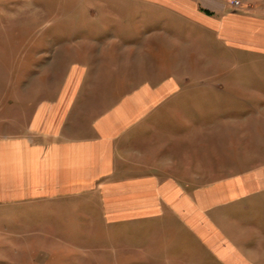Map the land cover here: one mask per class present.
Returning <instances> with one entry per match:
<instances>
[{
  "label": "crops",
  "instance_id": "1",
  "mask_svg": "<svg viewBox=\"0 0 264 264\" xmlns=\"http://www.w3.org/2000/svg\"><path fill=\"white\" fill-rule=\"evenodd\" d=\"M246 1L254 12L230 0H89L96 67L72 63L29 132L0 138L5 264H63L14 248L36 237L40 249L70 248L60 233L79 230L109 236L88 237L84 264H181L205 248L223 264L264 257V64L241 67L255 79L235 78L239 57L264 60V0ZM69 29L51 38L73 39ZM196 49L214 55L203 70L190 66ZM234 207L258 223L239 224ZM15 226L28 236L14 238Z\"/></svg>",
  "mask_w": 264,
  "mask_h": 264
},
{
  "label": "rangeland",
  "instance_id": "2",
  "mask_svg": "<svg viewBox=\"0 0 264 264\" xmlns=\"http://www.w3.org/2000/svg\"><path fill=\"white\" fill-rule=\"evenodd\" d=\"M72 1L78 4V8L77 13L74 9L73 14L69 16L65 14L67 9L63 8L64 0H0V138L19 137L29 132L31 114L37 103L40 100L53 98L54 93L61 90L58 86L67 79L72 63L86 65L90 60L96 67L98 57L87 54L89 49V38H87L89 37V0ZM230 2L236 11L254 12L253 7L246 0H230ZM62 20L65 24L62 25V32H67L71 28L73 39L66 38L67 36L54 38L58 35H65L59 30V23ZM64 27L66 28L64 29ZM45 34L48 38L43 39L42 35ZM54 34L56 36L51 38ZM194 52L196 54L188 57L192 69L197 67L196 70H203L214 59L213 54H204L203 50H201V54L197 53V49ZM184 58L187 60V57ZM254 58L239 57V70L235 75L236 79H255L257 77L256 72L241 70L242 66L246 67L247 65L252 68L264 64V60L256 58L255 60ZM114 59L116 57H113ZM112 63L115 64L114 61ZM244 69L248 71V69ZM95 73L96 69L92 72V79L96 77ZM210 74L212 75L213 72L210 71ZM189 78L196 80V77L193 76ZM233 209L239 224L246 226L258 223L251 214H246L244 209L237 207ZM24 219L29 223L33 222L34 217ZM30 227L33 226L30 224L25 228ZM22 228V226L13 228L11 234L14 238L21 239L22 235L28 236L26 235L28 233H24L26 229ZM27 232L29 231L27 230ZM29 233L39 236L34 231ZM53 234L55 233H52L51 239L55 238ZM60 234L63 238H67V243H72L73 247L67 248L63 245L60 248L50 246L47 247L48 249H40L36 245L39 242L37 241L38 237H36L33 242L35 247L22 249L17 246L14 248L13 254L19 258L24 256L28 260L32 258L39 260L57 258L62 259L63 264H69L70 259H76L77 264H84L82 261H85L89 255V239H99L98 244L109 239V236L103 232H92L91 234L89 231L79 230L76 233L61 232ZM148 234V232L138 234L137 241L148 240ZM135 239L134 234L129 232L125 234L124 240L130 242L127 243L128 245H134ZM27 243H32V241H27ZM252 243L254 242L248 243L251 244L252 250L256 247L259 249L264 244L257 242L256 247H252L254 245ZM102 249L101 246H94L93 248L95 253ZM126 250L128 253H133V247H127ZM188 255L187 263L181 264L194 263L198 260L200 264H223L217 261L207 248L202 249L199 255L193 252H189ZM3 259H0V264H5ZM253 262L254 264H264V257L258 262Z\"/></svg>",
  "mask_w": 264,
  "mask_h": 264
}]
</instances>
